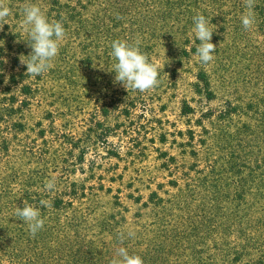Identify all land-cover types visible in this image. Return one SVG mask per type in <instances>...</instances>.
Segmentation results:
<instances>
[{"label":"rangeland","instance_id":"obj_1","mask_svg":"<svg viewBox=\"0 0 264 264\" xmlns=\"http://www.w3.org/2000/svg\"><path fill=\"white\" fill-rule=\"evenodd\" d=\"M5 2L0 264H111L119 247L143 264H264V0L251 29L244 0ZM26 2L66 32L36 77L20 62ZM197 12L216 45L207 64ZM117 39L139 41L158 86L115 81ZM24 200L45 221L35 235L15 216Z\"/></svg>","mask_w":264,"mask_h":264},{"label":"clouds","instance_id":"obj_2","mask_svg":"<svg viewBox=\"0 0 264 264\" xmlns=\"http://www.w3.org/2000/svg\"><path fill=\"white\" fill-rule=\"evenodd\" d=\"M244 4L246 11L241 16V22L245 29H251L255 22V0H244ZM11 14V9L5 0H0V29ZM22 15L21 27L28 37L31 52L20 58V62L26 65L28 75L36 77L47 72L51 67V61L58 55L60 43L66 38V32L62 22L49 21L38 4L26 2L22 7ZM192 19L195 39L200 41L196 46V55L202 64H207L214 60L212 54L216 49V45L211 42L213 30L209 27L210 21L202 13L197 12ZM111 49V56L117 61L113 70L116 82L121 83L125 88L140 92L158 86L159 66L151 62L140 50L139 41L130 44L126 40H113ZM55 187L56 178L52 177L46 181L44 190L51 191ZM40 204L44 207L52 206L51 202L46 200H41ZM15 216L27 223L32 235L41 230L45 223L41 218L40 210L26 200L23 201V207H16ZM127 235L131 237L134 233L129 231ZM111 264H143V260L139 255L129 253L127 248L119 247Z\"/></svg>","mask_w":264,"mask_h":264}]
</instances>
